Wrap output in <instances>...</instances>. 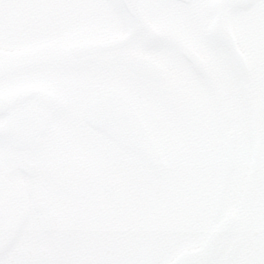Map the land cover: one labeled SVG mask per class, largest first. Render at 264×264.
<instances>
[{
  "label": "flooded vegetation",
  "instance_id": "1",
  "mask_svg": "<svg viewBox=\"0 0 264 264\" xmlns=\"http://www.w3.org/2000/svg\"><path fill=\"white\" fill-rule=\"evenodd\" d=\"M205 11L210 15L200 17ZM137 12L158 37L155 45L112 0H0V264H157L186 203L204 220L203 244L186 253L202 248L214 195L210 172L196 195V171L218 169L228 131L237 144L220 221L233 218L234 226L212 264H229L237 241L230 264H264V117H255V140L252 117L243 131L234 123L226 129V120L213 150L204 135L209 117L198 106L221 87L219 68L211 71L206 60L212 51L227 58L214 28L220 0H139ZM221 25L226 29L223 18ZM18 33L29 51L23 70L16 66ZM113 41H120L113 51L73 53ZM121 56L154 64L161 80L138 77L117 62ZM105 92L136 111L140 135L161 162L148 177L149 200L139 160L84 121L86 104ZM26 93L31 97L19 98ZM185 111L192 117H179Z\"/></svg>",
  "mask_w": 264,
  "mask_h": 264
},
{
  "label": "rangeland",
  "instance_id": "2",
  "mask_svg": "<svg viewBox=\"0 0 264 264\" xmlns=\"http://www.w3.org/2000/svg\"><path fill=\"white\" fill-rule=\"evenodd\" d=\"M174 11L182 12L183 10L176 6ZM208 14L210 15V12L205 11L200 17H207ZM224 17L238 37L241 43L240 46L242 45L241 49L245 56L247 66L252 73L251 80L253 85L256 84L254 86L257 87L261 86L260 90H256L255 92L258 95H255L257 102L253 104L254 117H264V0H254L252 8L248 11L228 10ZM17 44L19 54L16 66L19 70H23L27 65L26 56L29 53L27 50L28 47L25 46V34L18 33ZM206 60L211 65L210 70L216 72L217 68H219L221 75V87L219 90L217 89L214 93L211 92L205 100L198 104L200 108L204 107L205 117H209L204 135L209 140V144H211L213 150H216L215 143L217 145L221 138L219 132H222L223 124L215 117L223 113L229 118L228 125L231 122L236 124L238 129L243 130L245 117H248L249 111L246 107L243 89L235 83L234 76L224 56L217 55V53L212 51L206 54ZM174 61L180 65V62L176 58ZM212 67L215 69L213 70ZM246 86L249 87L248 85ZM261 91L263 92L260 94ZM179 92L184 95L182 91L179 90ZM185 112L186 114L184 116L179 117H192V112ZM192 124H197V122L192 121ZM213 142L214 144L212 145ZM196 172L198 173L199 179H202L201 181L196 180L195 191L196 195L200 196L203 189V180L210 172L209 181L212 185L214 171L213 167H211L205 176H203V170ZM145 184V196L149 200L150 196L154 194L148 187L149 184H152V180L146 178ZM187 209H191L189 203H186L183 210L178 212L177 228L172 237L173 243L168 246L165 244L161 245L160 259L157 264H170L181 254L194 250L203 244L202 231L204 228V220L197 213H188Z\"/></svg>",
  "mask_w": 264,
  "mask_h": 264
},
{
  "label": "water",
  "instance_id": "3",
  "mask_svg": "<svg viewBox=\"0 0 264 264\" xmlns=\"http://www.w3.org/2000/svg\"><path fill=\"white\" fill-rule=\"evenodd\" d=\"M116 1L119 3L120 7L127 16L132 17L135 21L139 19L137 15V6L139 0ZM251 4L252 0H222L221 10L224 11L226 8L247 9L251 6ZM218 23L219 22H217V24ZM217 33L222 35L221 39H226L224 49L229 56L234 70L238 74H242L244 71L243 60L239 51L235 47L233 40L228 34L223 36V31ZM148 37L149 35L147 34V38ZM106 47L108 46L91 47L86 50L78 49V51L84 50L85 53L83 54H89V52L91 53L95 51L106 50ZM121 62L124 65L130 64L128 59H125L124 61L121 60ZM143 64H145V68H136L137 71H135V73L144 78L156 81V73L158 72L155 70V67L148 63ZM89 113L97 114L96 117H87V122L94 130L115 142L117 146L125 152L134 154L141 158L142 165L145 167L147 172L155 174L157 173L158 169L155 154L145 139L141 137L130 108L123 105L110 94L99 95L88 104L87 114ZM227 141L229 143L231 142L230 146L232 152L234 139L232 141L228 138ZM231 170L232 159L231 163H228L225 166L222 165L220 169L216 195L213 202L212 219L215 223L218 221L222 212L228 176ZM231 226L232 225L229 221L223 222L211 235L204 248L180 258L174 264H210L219 254L223 238ZM237 251L238 246H234L228 257V262L235 258Z\"/></svg>",
  "mask_w": 264,
  "mask_h": 264
},
{
  "label": "snow or ice",
  "instance_id": "4",
  "mask_svg": "<svg viewBox=\"0 0 264 264\" xmlns=\"http://www.w3.org/2000/svg\"><path fill=\"white\" fill-rule=\"evenodd\" d=\"M177 54H179V53H177Z\"/></svg>",
  "mask_w": 264,
  "mask_h": 264
}]
</instances>
